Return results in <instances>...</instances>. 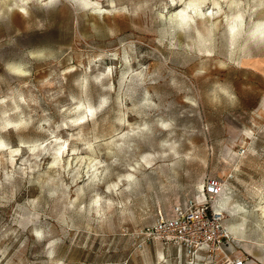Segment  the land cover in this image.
<instances>
[{"label":"rangeland","instance_id":"rangeland-1","mask_svg":"<svg viewBox=\"0 0 264 264\" xmlns=\"http://www.w3.org/2000/svg\"><path fill=\"white\" fill-rule=\"evenodd\" d=\"M209 176L264 264V0H0V264H190L134 234Z\"/></svg>","mask_w":264,"mask_h":264},{"label":"built area","instance_id":"built-area-1","mask_svg":"<svg viewBox=\"0 0 264 264\" xmlns=\"http://www.w3.org/2000/svg\"><path fill=\"white\" fill-rule=\"evenodd\" d=\"M226 183L209 176L203 190L176 203L171 210H159L152 223L134 234L136 247L145 249L160 242L182 248L190 264H247L244 256H235L234 234L228 216L220 205Z\"/></svg>","mask_w":264,"mask_h":264},{"label":"bare ground","instance_id":"bare-ground-1","mask_svg":"<svg viewBox=\"0 0 264 264\" xmlns=\"http://www.w3.org/2000/svg\"><path fill=\"white\" fill-rule=\"evenodd\" d=\"M179 16H180L181 18H185V15H184L183 13H180ZM148 162H149V161H147V163H148ZM202 190H203V189H202ZM221 198H222V199H220V205H221L222 207H224V206H225V201H227L226 195L224 194V196L221 197ZM234 214L239 215V212L235 211ZM261 216L264 218V207H262ZM239 217H240L241 220L238 221V222L235 223V224H232V225H231V229H232L234 235L236 236V238H237L239 241L244 242V241H247L246 236H245L244 231H243V229L245 228V223H244V218H245V217H244V215H240ZM247 243H248V242H247Z\"/></svg>","mask_w":264,"mask_h":264},{"label":"clouds","instance_id":"clouds-1","mask_svg":"<svg viewBox=\"0 0 264 264\" xmlns=\"http://www.w3.org/2000/svg\"><path fill=\"white\" fill-rule=\"evenodd\" d=\"M222 91H223V93H224V95H226V96H231V92L227 89V88H223L222 89ZM39 233H37V235H38ZM40 235V234H39ZM38 235V236H39Z\"/></svg>","mask_w":264,"mask_h":264},{"label":"snow or ice","instance_id":"snow-or-ice-1","mask_svg":"<svg viewBox=\"0 0 264 264\" xmlns=\"http://www.w3.org/2000/svg\"><path fill=\"white\" fill-rule=\"evenodd\" d=\"M54 2V0H49V4H51V3H53ZM165 127H167L166 125H165ZM39 235V234H38Z\"/></svg>","mask_w":264,"mask_h":264}]
</instances>
